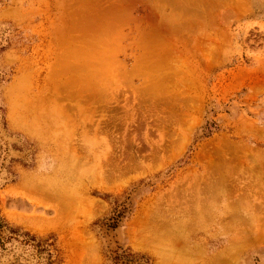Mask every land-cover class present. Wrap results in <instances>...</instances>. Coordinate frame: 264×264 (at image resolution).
I'll list each match as a JSON object with an SVG mask.
<instances>
[{
  "label": "rangeland",
  "instance_id": "rangeland-1",
  "mask_svg": "<svg viewBox=\"0 0 264 264\" xmlns=\"http://www.w3.org/2000/svg\"><path fill=\"white\" fill-rule=\"evenodd\" d=\"M0 212L62 264H264V0H0Z\"/></svg>",
  "mask_w": 264,
  "mask_h": 264
},
{
  "label": "trees",
  "instance_id": "trees-1",
  "mask_svg": "<svg viewBox=\"0 0 264 264\" xmlns=\"http://www.w3.org/2000/svg\"><path fill=\"white\" fill-rule=\"evenodd\" d=\"M121 213L112 218V227L118 226ZM56 240L54 238H41L20 227L10 225L0 212V255L14 249H21V253L28 254L36 260L37 264H62V260L56 256ZM19 256L11 264H19ZM115 258V264H140L143 257L138 254H131L128 251Z\"/></svg>",
  "mask_w": 264,
  "mask_h": 264
},
{
  "label": "bare ground",
  "instance_id": "bare-ground-1",
  "mask_svg": "<svg viewBox=\"0 0 264 264\" xmlns=\"http://www.w3.org/2000/svg\"><path fill=\"white\" fill-rule=\"evenodd\" d=\"M152 19H153V18H152ZM151 33H152V32H151ZM89 48H90V47H89ZM143 51H144V50H143ZM137 63H138V61H137ZM143 63H144V62H143ZM140 65H141V64H140ZM143 66H144V65H143ZM148 68H149V67H148ZM150 68H151V67H150ZM80 69H81V68H80ZM103 71H104V70H103ZM58 72H59V71H58ZM84 73H85V72H84ZM93 73H94V72H93ZM133 73H134V72H133ZM97 74H98V73H97ZM99 76H100V75H99ZM147 76H148V75H147ZM90 78H91V77H90ZM96 79H98V78H96ZM103 82H104V81H103ZM65 85H66V84H65ZM74 85H75V84H74ZM102 86H103V85H102ZM100 87H101V86H100ZM101 88H102V87H101ZM101 91H102V90H100V92H101ZM92 92H93V91H92ZM67 93H68V92H67ZM72 93H73V92H72ZM90 93H91V92H89V94H90ZM141 93H142V92H141ZM94 94H95V93H94ZM153 94H154V92H153ZM153 94H152V95H153ZM99 95H100V94H99ZM155 95H156V94H155ZM93 97H94V96H93ZM93 97H92V98H93ZM75 105H76V104H75ZM86 105H87V104H86ZM70 123H71V122H70ZM95 131H96V130H95ZM95 133H96V132H95ZM96 142H97V141H96ZM110 148H111V147H110ZM232 157H233V156H232ZM237 172H238V170H237ZM216 174H217V173H215V175H216ZM214 177H216V176H214ZM211 178H212V177H211ZM218 181H219V180H218ZM235 182H236V181H235ZM205 184H206V183H205ZM206 186H207V185H206ZM23 188H24V187H23ZM24 190L27 191V194H35V193L39 192L40 190H42V192L45 191V190H43V189H42L41 187H39V186H35V187H33V186H29V190H27V189H25V188H24ZM38 190H39V191H38ZM46 191H48V190H46ZM49 191H50V192H49ZM49 191L47 192L48 194H45V192H44V195H45V196H43V198H41V200H42V199H44V200H47V199H48V203L51 202L52 205H54V202L56 203V200H57V202L60 201V202H59V207H61V209H64V212H65V211L67 210V209L65 210V208H67V207H65V205H64V204H66V203L63 201V200L65 199V198H64V195H61V198L59 197L60 200L57 199V198L54 199L55 197H52L53 199H49V198H46V199H45V197H51V196L53 195V193L57 194L55 190H50V189H49ZM52 192H53V193H52ZM59 194H60V193H59ZM59 194H58V195H59ZM46 195H48V196H46ZM50 195H51V196H50ZM32 196H33V195H32ZM34 196H35V195H34ZM37 196H38V195H37ZM39 197H40V196H39ZM41 197H42V195H41ZM30 198H31V197H30ZM36 200H37V199H36ZM44 200H43V201H44ZM51 200H52V201L55 200V201L52 202ZM58 200H59V201H58ZM65 200H66V199H65ZM67 201H68V200H66V202H67ZM74 201H76V200H74ZM41 202H42V201H41ZM44 202H47V201H44ZM60 203H62V204H60ZM68 203H71V202L68 201ZM56 204H57V203H56ZM47 205H48V204H47ZM61 205H62V206H61ZM67 205H68V204H67ZM69 205H70V204H69ZM73 205H75L74 202H73ZM59 207H58L57 210L60 209ZM74 207H75V206H74ZM53 208H55V207H53ZM56 208H57V206H56ZM56 208H55V209H56ZM68 208H69V207H68ZM71 208H72V206H71ZM75 208H76V207H75ZM61 209H60V210H61ZM57 210H56V212H57V213H56V214H57L56 216H58V213H59ZM69 210H70V208H69ZM69 210H68V213L66 212L67 214H65V213H63L62 211H60V213H59V217L62 216V218H63L62 213H63L64 215H66V216H67V215L69 216L71 212L74 213V211H72V209H71V211H70V213H69ZM73 210H75V209H73ZM77 210H78V209H77ZM73 215H74V214H73ZM73 215H72V213H71V216H73ZM66 216H65V217H66ZM73 217H74V216H73ZM66 218H68V217H66ZM31 219H32V218H31ZM63 219H65V218H63ZM24 220H25V219H24ZM41 220H42V219H41ZM55 220H57V217H56V219H54V221H55ZM60 220H61V219H60ZM60 220H59V221H60ZM66 220H67V219H66ZM26 221H27V220H26ZM29 221H30V219H29ZM29 221H27V222H29ZM35 221H36V220H35ZM39 221H40V219H39V220L37 219L36 222L40 223L41 221H40V222H39ZM47 221H48V220H47ZM52 221H53V220H52ZM54 221H53V222H54ZM59 221H56V222L58 223ZM27 222H26V223H27ZM30 222H31V221H30ZM42 222H43V221H42ZM56 222H55V223H56ZM61 222H62V221H61ZM31 223H33V222H31ZM43 223H45V222H43ZM43 223H42V224H43ZM49 223L51 224V222H49ZM29 224H30V223H29ZM29 224H28V225H29ZM40 224H41V223H40ZM45 224H46V223H45ZM58 224H59V223H58ZM61 224H62V223H60L59 225H61ZM64 224H65V223H64ZM55 225H56V224H55ZM31 226H35V225L32 224ZM39 226H40V225L37 224V227H39ZM41 227H42V226H41ZM45 227H46V226H45ZM33 228H35V227H33ZM39 228H40V227H39ZM160 237H161V236H160ZM168 237H170V236H168ZM164 238H167V237H164ZM159 240H161V239H159ZM164 241H165V240H164ZM164 243H165V242H164ZM163 262H164V261H163Z\"/></svg>",
  "mask_w": 264,
  "mask_h": 264
}]
</instances>
